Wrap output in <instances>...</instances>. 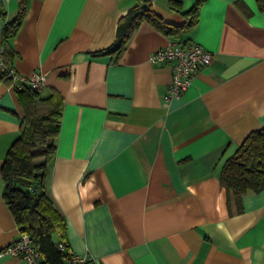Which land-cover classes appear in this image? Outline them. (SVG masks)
I'll list each match as a JSON object with an SVG mask.
<instances>
[{
	"label": "crops",
	"instance_id": "0c3cea01",
	"mask_svg": "<svg viewBox=\"0 0 264 264\" xmlns=\"http://www.w3.org/2000/svg\"><path fill=\"white\" fill-rule=\"evenodd\" d=\"M138 0H0V43L20 74L46 75L62 98L46 188L62 238L88 264H264V187L236 204L220 184L224 159L264 127V10L255 0H203L179 41L142 21L107 49ZM170 24L184 16L149 0ZM184 9L195 0H180ZM184 27V26H183ZM172 41L212 53L188 88L166 100L172 72L150 53ZM18 92L0 79V167L20 135ZM0 249L20 233L1 197ZM0 264H23L9 254Z\"/></svg>",
	"mask_w": 264,
	"mask_h": 264
},
{
	"label": "trees",
	"instance_id": "16d2710c",
	"mask_svg": "<svg viewBox=\"0 0 264 264\" xmlns=\"http://www.w3.org/2000/svg\"><path fill=\"white\" fill-rule=\"evenodd\" d=\"M18 2V18L4 25L3 39L14 34L24 14L26 0ZM255 2L259 10H264V0ZM202 4L203 0H195L191 7L184 9L180 0H169L170 7L185 18L184 24L177 26L165 22L153 10L149 0H138L121 17L115 40L107 49L120 52L132 29L142 21L181 41L184 38L183 29L194 26L198 21ZM0 79L10 84V78L5 72L0 71ZM15 90L18 92L21 109V132L10 144L0 167L1 197L19 232L31 237L32 244L41 254L42 264H67V250L57 248L59 242L68 248L62 238L64 217L46 188L49 167L56 152L62 98L54 95L42 97L39 89L26 86ZM219 180L227 192L228 203L232 197L239 204L243 195L264 187V127L250 131L224 159Z\"/></svg>",
	"mask_w": 264,
	"mask_h": 264
},
{
	"label": "built area",
	"instance_id": "2783aa9c",
	"mask_svg": "<svg viewBox=\"0 0 264 264\" xmlns=\"http://www.w3.org/2000/svg\"><path fill=\"white\" fill-rule=\"evenodd\" d=\"M4 46L0 44V71L5 72L10 78V86L21 89L24 86L30 89H40L46 75L33 71L24 75L18 73L4 58ZM212 53L203 46L192 43L185 47L176 41L154 49L149 60L167 65L172 72V80L167 88L166 100L179 97L190 85L196 71L207 66L212 61ZM57 248L68 253L67 264H88L90 258L87 255L77 254L67 248L63 242H59ZM9 254L19 258L23 264H42L40 252L32 244L31 237L27 233H19L11 243L0 249V256Z\"/></svg>",
	"mask_w": 264,
	"mask_h": 264
}]
</instances>
